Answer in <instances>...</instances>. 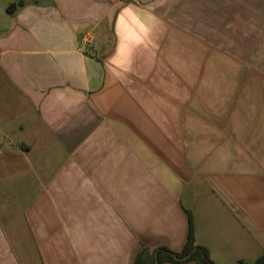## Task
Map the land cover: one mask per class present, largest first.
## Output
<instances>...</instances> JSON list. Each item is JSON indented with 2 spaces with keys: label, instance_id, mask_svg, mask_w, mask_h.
I'll return each instance as SVG.
<instances>
[{
  "label": "crops",
  "instance_id": "0c3cea01",
  "mask_svg": "<svg viewBox=\"0 0 264 264\" xmlns=\"http://www.w3.org/2000/svg\"><path fill=\"white\" fill-rule=\"evenodd\" d=\"M18 1L0 0V176L32 171L42 189L0 195V264L181 252L189 213L215 264H256L264 69L260 113L231 97L192 110L184 42L200 38L163 14V0H22L9 12Z\"/></svg>",
  "mask_w": 264,
  "mask_h": 264
},
{
  "label": "rangeland",
  "instance_id": "374dc122",
  "mask_svg": "<svg viewBox=\"0 0 264 264\" xmlns=\"http://www.w3.org/2000/svg\"><path fill=\"white\" fill-rule=\"evenodd\" d=\"M260 2L264 5V0H163V14L200 38L199 42H184V81L194 87L186 90L185 97L193 98L189 103L192 110L203 112L200 103L224 106L231 97L234 105L246 103L247 112L260 113V69H264V10ZM187 51L195 57L188 59ZM31 174L25 180L21 175L0 176V195L24 200L37 195L42 187Z\"/></svg>",
  "mask_w": 264,
  "mask_h": 264
},
{
  "label": "trees",
  "instance_id": "16d2710c",
  "mask_svg": "<svg viewBox=\"0 0 264 264\" xmlns=\"http://www.w3.org/2000/svg\"><path fill=\"white\" fill-rule=\"evenodd\" d=\"M23 1L12 3L8 11L12 12L21 7ZM194 261L195 264H215L206 247L196 243L195 227L191 214L189 213V232L186 244L181 252H175L167 247H159L154 250L142 247L134 257L133 264H163L164 262L180 263ZM237 264H247L243 261ZM256 264H264V255L260 256Z\"/></svg>",
  "mask_w": 264,
  "mask_h": 264
}]
</instances>
